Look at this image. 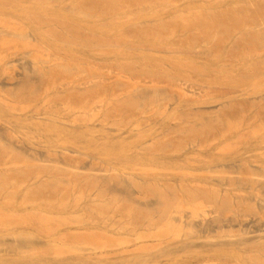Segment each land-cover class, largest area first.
I'll return each instance as SVG.
<instances>
[{
    "label": "rangeland",
    "instance_id": "374dc122",
    "mask_svg": "<svg viewBox=\"0 0 264 264\" xmlns=\"http://www.w3.org/2000/svg\"><path fill=\"white\" fill-rule=\"evenodd\" d=\"M262 263L264 0H0V264Z\"/></svg>",
    "mask_w": 264,
    "mask_h": 264
},
{
    "label": "bare ground",
    "instance_id": "6f19581e",
    "mask_svg": "<svg viewBox=\"0 0 264 264\" xmlns=\"http://www.w3.org/2000/svg\"><path fill=\"white\" fill-rule=\"evenodd\" d=\"M251 248V247H250ZM261 261H263V260H261ZM262 264H264V263H262Z\"/></svg>",
    "mask_w": 264,
    "mask_h": 264
}]
</instances>
